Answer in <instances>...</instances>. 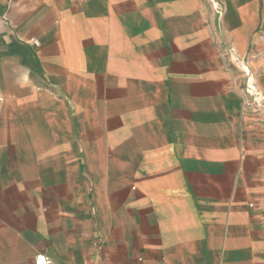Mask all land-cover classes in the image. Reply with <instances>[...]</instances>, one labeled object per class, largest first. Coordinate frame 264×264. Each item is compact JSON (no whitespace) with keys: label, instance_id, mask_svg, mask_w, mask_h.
I'll return each instance as SVG.
<instances>
[{"label":"crops","instance_id":"crops-1","mask_svg":"<svg viewBox=\"0 0 264 264\" xmlns=\"http://www.w3.org/2000/svg\"><path fill=\"white\" fill-rule=\"evenodd\" d=\"M0 16V264H264V0Z\"/></svg>","mask_w":264,"mask_h":264},{"label":"built area","instance_id":"built-area-1","mask_svg":"<svg viewBox=\"0 0 264 264\" xmlns=\"http://www.w3.org/2000/svg\"><path fill=\"white\" fill-rule=\"evenodd\" d=\"M6 22V19L4 16H0V27L3 26ZM252 207V206H251ZM34 264H51L50 260L44 256V255H38L35 258Z\"/></svg>","mask_w":264,"mask_h":264}]
</instances>
